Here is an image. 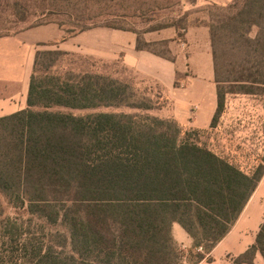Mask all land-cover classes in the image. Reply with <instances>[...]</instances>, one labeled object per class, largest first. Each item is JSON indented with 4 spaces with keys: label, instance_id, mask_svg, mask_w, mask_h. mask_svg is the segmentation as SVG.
<instances>
[{
    "label": "trees",
    "instance_id": "obj_1",
    "mask_svg": "<svg viewBox=\"0 0 264 264\" xmlns=\"http://www.w3.org/2000/svg\"><path fill=\"white\" fill-rule=\"evenodd\" d=\"M10 1L13 8L28 5V0ZM36 1L44 9L41 18L63 15L69 23L49 19L29 28L57 24L62 40L96 27L137 35L94 23L119 15L89 13L92 5L129 3L137 10L132 17L155 16L174 6L171 0ZM182 20L146 32L185 31ZM205 27L217 95L207 130L184 127L166 115L172 101L153 80L135 73L152 84L149 99L111 75L53 72L59 58L74 54L36 51L27 108L0 118V199L15 212L14 217L5 213L0 203V264H178L184 256L172 237L175 223L193 241L185 256L190 264L214 263L212 251L264 177V154L246 171L201 137L217 127L228 96L264 98V0L215 6ZM158 45L137 35L138 50L174 61L158 53ZM108 63L129 70L119 61ZM100 108L133 113H72ZM257 254L264 264V221L255 243L232 257V264H254Z\"/></svg>",
    "mask_w": 264,
    "mask_h": 264
},
{
    "label": "crops",
    "instance_id": "obj_2",
    "mask_svg": "<svg viewBox=\"0 0 264 264\" xmlns=\"http://www.w3.org/2000/svg\"><path fill=\"white\" fill-rule=\"evenodd\" d=\"M226 6L233 0H198ZM57 24L26 28L0 37V118L27 108L30 79L36 51L54 49L77 53L103 61H119L134 73L160 84L172 101L166 115L184 127L207 130L217 108L216 84L207 27H190L186 46L179 49L176 31L152 32L145 42L172 40L174 61L144 50H138L137 35L107 27H96L66 40ZM171 45V42H169ZM170 50L171 49L170 47ZM177 83V85H176ZM264 221V177L227 236L214 248L211 257L219 263L226 256L237 257L255 243ZM172 237L183 249L193 241L178 225L172 226ZM262 261L257 254L255 262ZM199 264H209L201 262ZM263 264V261H262Z\"/></svg>",
    "mask_w": 264,
    "mask_h": 264
},
{
    "label": "rangeland",
    "instance_id": "obj_3",
    "mask_svg": "<svg viewBox=\"0 0 264 264\" xmlns=\"http://www.w3.org/2000/svg\"><path fill=\"white\" fill-rule=\"evenodd\" d=\"M174 6L170 9L160 11L155 16L152 13L144 15L143 13L134 14L132 17L130 12L136 7L132 4L125 3L123 5H112L110 8L103 6L98 9L90 6L89 13L106 10V13H115L119 17L102 16L95 20L98 25H114L123 29H131L137 33L142 41L152 37V32H146L153 27L168 25L173 21L181 19L183 25L190 27H200L209 22L211 16L215 13V4H208L204 1L193 0H171ZM28 5L21 2L19 6L13 8L11 1L8 4L0 3V36H7L22 31L30 26L49 19H58L65 23H69V19L63 15L50 16L49 18H41L43 7L36 0H28ZM232 2V1H231ZM231 2L229 4H231ZM228 4V5H229ZM47 13V10H45ZM187 14V16H185ZM68 27V26H67ZM187 29H175L173 27L164 28L157 32L176 31L175 40L183 49L186 46L185 34ZM257 28H253L250 37H255ZM165 42V43H164ZM171 42V45L170 43ZM152 43V42H149ZM159 45L154 49L164 55L173 57L174 49L177 45L170 41L158 42ZM171 49L173 50H170ZM54 50V49H43ZM74 55L64 56L58 59L53 72L63 74L67 71L73 72H97L117 77L120 80L130 83L136 91L142 93L145 97L152 99V84L141 79L134 72L122 68L116 63H108L99 59L84 56L82 54L71 53ZM154 89V88H153ZM133 113L128 108H100L94 111H72L74 115L82 116L89 113ZM150 114H157L156 111ZM210 135H204L201 140L209 145L216 153L229 158L233 163L237 164L241 169L248 171L255 165L264 154V98L251 97L243 95H231L227 98L226 110L218 122L217 127L210 132ZM1 206L5 213L14 217V210L7 207L3 199H0ZM178 245V244H177ZM184 257L178 264H190L185 256L188 250L178 245ZM213 264H232V257L226 256L221 262ZM254 264H262V261Z\"/></svg>",
    "mask_w": 264,
    "mask_h": 264
}]
</instances>
